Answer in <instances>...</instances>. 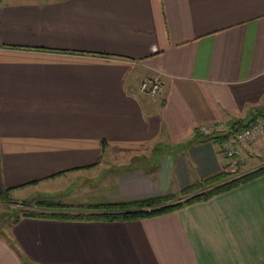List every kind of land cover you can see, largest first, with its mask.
<instances>
[{"label":"crops","instance_id":"crops-1","mask_svg":"<svg viewBox=\"0 0 264 264\" xmlns=\"http://www.w3.org/2000/svg\"><path fill=\"white\" fill-rule=\"evenodd\" d=\"M261 112L264 0H0V192L104 211L175 197L227 170L200 126ZM227 141L264 163V132ZM0 264H264V174L138 218L22 216Z\"/></svg>","mask_w":264,"mask_h":264},{"label":"trees","instance_id":"trees-1","mask_svg":"<svg viewBox=\"0 0 264 264\" xmlns=\"http://www.w3.org/2000/svg\"><path fill=\"white\" fill-rule=\"evenodd\" d=\"M264 116V112L260 113V116ZM254 122V121H253ZM252 122H239L232 123L228 126V130L223 133H201L199 130L195 132L194 141H213L222 142L227 140L231 135L240 130L243 127L248 126ZM227 134L226 136H224ZM246 164V162H245ZM264 174V164L255 168L249 169L244 173H236L228 170L218 172L211 176H207L200 181L193 182L189 187L185 188L182 194H191L185 199H181L174 203L169 200L174 198V196H162L158 198H151L145 200H139L132 203H120L112 204L113 207L117 205L134 206L135 209L132 210H114V211H104L101 210L100 205H76L72 203H48L45 204L44 211H33L28 210L18 215L12 221L16 222L22 216L28 217H41V218H52V219H62V220H124L128 218H138L147 215H154L162 212L171 211L173 209L182 207L184 205L193 203L195 201L205 200L212 197L215 194L224 192L230 188H233L243 182L251 180L255 177ZM9 195V190L6 189L0 192V200L6 199ZM56 209L54 211L48 208ZM73 209V210H72ZM100 209L101 212H98ZM74 211V212H73ZM90 211V212H87Z\"/></svg>","mask_w":264,"mask_h":264},{"label":"built area","instance_id":"built-area-1","mask_svg":"<svg viewBox=\"0 0 264 264\" xmlns=\"http://www.w3.org/2000/svg\"><path fill=\"white\" fill-rule=\"evenodd\" d=\"M162 86L159 76H154L143 80L139 84L140 92L155 96L161 92ZM199 131L205 133L206 126H200ZM264 132V116L258 117L254 122L248 126L241 128L234 134V138L240 142L247 144L253 148L256 146L258 137ZM219 152L226 161L228 171L239 173L245 165V159L241 158L237 148H235L229 141L223 140L219 144Z\"/></svg>","mask_w":264,"mask_h":264},{"label":"rangeland","instance_id":"rangeland-1","mask_svg":"<svg viewBox=\"0 0 264 264\" xmlns=\"http://www.w3.org/2000/svg\"><path fill=\"white\" fill-rule=\"evenodd\" d=\"M253 148H255V147H253ZM259 159L264 160V154H262ZM263 164H261V165H263ZM250 166H252L251 162H249V164H247V167H245V165H244L239 173L247 172L249 170ZM22 192L25 193V191H23V190L18 191V193L17 192H14L13 194L9 193V195L6 199L0 200V237H2V235H4V233L8 232L9 226L16 216L21 215L23 212L28 211V210L44 211L47 209V208H45V204L51 203L48 200H45L46 197H44L45 199H41V197L38 195L37 191H35V193H33L34 192L33 191L32 192L33 195L31 192H29L28 194H23L22 196H20V194ZM190 195L191 194H187V195L179 194V195L175 196L174 198L170 199L169 201L171 203H174V202L179 201L181 199H185V198L189 197ZM48 198L50 199V197H48ZM59 199H62V197L60 195H59ZM39 200H41L42 203H44V207L42 206L39 209L32 208L31 206L36 204L37 201H39ZM52 203H56V202H52ZM49 210L54 211L56 209L49 207L48 211Z\"/></svg>","mask_w":264,"mask_h":264},{"label":"water","instance_id":"water-1","mask_svg":"<svg viewBox=\"0 0 264 264\" xmlns=\"http://www.w3.org/2000/svg\"><path fill=\"white\" fill-rule=\"evenodd\" d=\"M227 134H225L224 136H226Z\"/></svg>","mask_w":264,"mask_h":264}]
</instances>
